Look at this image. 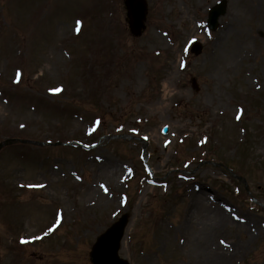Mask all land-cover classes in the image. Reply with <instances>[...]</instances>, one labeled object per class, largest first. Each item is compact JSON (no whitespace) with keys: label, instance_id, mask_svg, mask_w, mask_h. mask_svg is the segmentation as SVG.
Listing matches in <instances>:
<instances>
[{"label":"rangeland","instance_id":"obj_1","mask_svg":"<svg viewBox=\"0 0 264 264\" xmlns=\"http://www.w3.org/2000/svg\"><path fill=\"white\" fill-rule=\"evenodd\" d=\"M203 1L147 0L135 37L125 0H0V143L49 144L0 151V264H92L123 215L130 264H206L201 251L264 264V0ZM229 30L227 47L247 37L253 54L235 49L212 112L213 48ZM102 164L119 176L97 200Z\"/></svg>","mask_w":264,"mask_h":264},{"label":"bare ground","instance_id":"obj_2","mask_svg":"<svg viewBox=\"0 0 264 264\" xmlns=\"http://www.w3.org/2000/svg\"><path fill=\"white\" fill-rule=\"evenodd\" d=\"M196 5L199 8H203L204 1L203 0H195ZM254 5L253 3H249L247 5H244L243 8H240V4L238 5V8L235 10L234 15V22L236 24L238 22H241L244 20V18H248L249 14L247 13L249 10L253 9ZM231 30L224 32V34L221 35L219 43L215 44L213 51L214 52V64L217 68V76L213 78V81L215 82L213 84L212 90L210 92V99L211 103L207 106L212 110V112L220 111L224 108L225 104L227 103L225 91L223 88V79L225 76H227L234 68L237 67V59L235 56L236 48L237 51L241 50L240 52L243 53V55L250 57L253 54V50L248 42L249 38H245L243 40H239V42H235L233 45H229L230 48L226 45V39L231 37ZM236 35L238 37H242L245 35L244 31H237ZM251 83V79L247 78L246 83ZM101 173L102 177L101 179L98 178V181L96 182V186L92 189V194L94 197H97V200L104 199V195L106 194L105 186L108 185V182H113L117 185V177L119 176L118 168L115 166L113 168H109L108 166L101 165ZM104 177L107 179L105 180ZM110 180V181H109ZM200 202V197L195 198V203L197 204ZM108 203V201H106ZM219 228V225H216V229ZM208 229V228H207ZM214 231L215 229L212 228ZM29 232H25V234H29ZM203 245V244H201ZM206 245V244H204ZM203 245V248L205 246ZM212 253L201 251L200 254L197 256L199 261H203L206 258V264H223L221 260V255L217 252L211 251ZM209 256V257H208ZM224 256V255H223ZM226 258V256H224ZM223 258V259H224Z\"/></svg>","mask_w":264,"mask_h":264},{"label":"water","instance_id":"obj_3","mask_svg":"<svg viewBox=\"0 0 264 264\" xmlns=\"http://www.w3.org/2000/svg\"><path fill=\"white\" fill-rule=\"evenodd\" d=\"M128 9V17L130 21V29L135 36H139L145 28L144 22L147 14L146 2L144 0H126ZM226 12V4L223 3L215 7L209 17V27L216 30L218 27L219 18ZM193 52L196 55L201 54L202 46L195 44ZM194 87L198 89L196 81H193ZM17 142L16 140H8L0 144V149L5 145H11ZM28 143L26 141H22ZM245 182L244 180L240 179ZM128 223L127 216H124L120 222L116 223L106 231L101 237L98 238L94 245L90 258L93 264H129L127 261L119 257V249L121 240L124 237L125 228Z\"/></svg>","mask_w":264,"mask_h":264}]
</instances>
